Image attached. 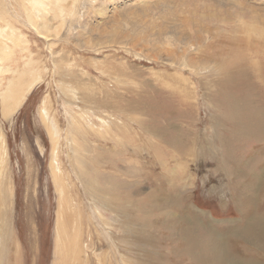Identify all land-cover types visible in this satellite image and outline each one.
Listing matches in <instances>:
<instances>
[{
  "label": "rangeland",
  "instance_id": "obj_1",
  "mask_svg": "<svg viewBox=\"0 0 264 264\" xmlns=\"http://www.w3.org/2000/svg\"><path fill=\"white\" fill-rule=\"evenodd\" d=\"M73 2L0 0V264H264V0Z\"/></svg>",
  "mask_w": 264,
  "mask_h": 264
},
{
  "label": "bare ground",
  "instance_id": "obj_2",
  "mask_svg": "<svg viewBox=\"0 0 264 264\" xmlns=\"http://www.w3.org/2000/svg\"><path fill=\"white\" fill-rule=\"evenodd\" d=\"M82 1L83 0H74V6H73V9H72V11H73V13H76L77 12V9H78V7H79V5L82 3ZM133 1V0H132ZM29 2H31L32 4H33V9L35 10V11H37V9L39 8V6H41V7H44L45 6V3H43V0H29ZM79 4V5H78ZM73 5V4H72ZM103 8H105V7H103ZM102 7L100 8V9H103ZM31 10V12H32V9H30ZM30 10L28 9V8H26V12H27V16H28V18L30 19V15H31V12H30ZM104 9L103 10H101V13L102 14H104ZM106 13V12H105ZM42 16V15H41ZM102 16V15H101ZM102 18V17H101ZM108 18H110V17H108ZM107 19V18H106ZM34 22V21H33ZM31 25H34V24H32V23H30ZM36 24H38V23H36ZM35 24V25H36ZM36 26H38V25H36ZM70 27H71V25H70ZM42 28H44V29H48L47 28V26H45V24H42ZM51 28V27H50ZM52 36V35H51ZM48 37V36H47ZM50 37V36H49Z\"/></svg>",
  "mask_w": 264,
  "mask_h": 264
}]
</instances>
